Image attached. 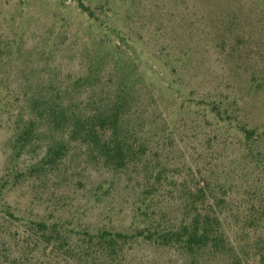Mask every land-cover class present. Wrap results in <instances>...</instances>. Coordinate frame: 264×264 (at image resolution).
<instances>
[{"label": "trees", "instance_id": "obj_1", "mask_svg": "<svg viewBox=\"0 0 264 264\" xmlns=\"http://www.w3.org/2000/svg\"><path fill=\"white\" fill-rule=\"evenodd\" d=\"M73 1L116 55L89 59L72 83H47L30 96L20 91L2 70L0 42V112L15 124L1 187L32 183L43 187L44 202L55 203L31 223L15 222L0 203V264H132L129 255L144 246L181 264H264V128L242 118V100L231 91L200 94L208 125L196 124L184 137L165 118H147L161 95L135 67L140 58L129 36L98 18L96 11L111 12L109 3ZM254 82H264L263 74ZM207 126L215 132L202 136ZM231 136L238 152L227 167L213 149L193 150L185 139L213 148ZM26 155L32 159L20 164ZM122 189L129 199L117 224L108 202ZM76 190L84 191L86 205H106L100 222L59 216Z\"/></svg>", "mask_w": 264, "mask_h": 264}, {"label": "rangeland", "instance_id": "obj_2", "mask_svg": "<svg viewBox=\"0 0 264 264\" xmlns=\"http://www.w3.org/2000/svg\"><path fill=\"white\" fill-rule=\"evenodd\" d=\"M105 2L111 12L96 11L98 18L129 36L140 58L135 67L150 76L152 92L161 95L147 118H165L184 137L196 124L208 125L197 104L200 94L231 91L242 100V118L264 128V82L251 83L255 74L264 76V0H85L92 8ZM90 23L73 0H0L5 76L29 96L47 83H72L85 72L89 59L112 53L100 42L103 30L91 28ZM168 83L172 87L166 89ZM14 125L13 116L0 112V203L14 211L15 222L31 223L50 215L55 203L44 202L43 187L32 183L16 189L1 187L11 166ZM214 132L207 126L201 135ZM185 139L193 150L213 149L220 167L229 166L238 152L234 136L213 148L206 141L201 146L197 139ZM31 157H22L20 164L27 165ZM95 169V178H101L102 172ZM52 186L48 184L51 192ZM67 195L70 201L62 205L61 218L80 217L91 223L103 218L106 205H86L82 190ZM128 199L122 189L108 202L109 206L114 203L117 224L126 219ZM128 260L132 264H181L169 253L148 246L133 251Z\"/></svg>", "mask_w": 264, "mask_h": 264}]
</instances>
